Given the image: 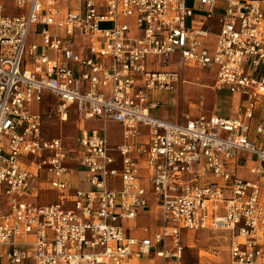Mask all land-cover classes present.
<instances>
[{
  "label": "built area",
  "instance_id": "built-area-1",
  "mask_svg": "<svg viewBox=\"0 0 264 264\" xmlns=\"http://www.w3.org/2000/svg\"><path fill=\"white\" fill-rule=\"evenodd\" d=\"M187 68L215 71L241 114L152 115ZM46 113L75 115L72 152ZM199 232L264 263V0H0V264H202Z\"/></svg>",
  "mask_w": 264,
  "mask_h": 264
},
{
  "label": "rangeland",
  "instance_id": "rangeland-1",
  "mask_svg": "<svg viewBox=\"0 0 264 264\" xmlns=\"http://www.w3.org/2000/svg\"><path fill=\"white\" fill-rule=\"evenodd\" d=\"M187 6L189 8H195L193 2H188ZM10 9L12 8L9 5L7 10ZM186 26L196 28L199 27L200 24L188 19L186 21ZM35 36L36 34L32 32L29 41H36L37 38ZM166 69L176 70L174 58L168 63ZM185 73L189 74L188 79H186L190 82V84H187L185 87L182 88L178 85L175 86L173 90L152 92L151 96L155 100L154 103H158L156 109L153 110L155 114L162 118L172 117L179 121L183 120L187 115H196L199 113V109H202L204 114L214 113L222 117H228L230 115L235 117L241 114L242 108L238 98L231 100V96L227 91H217L214 89L215 80L213 73L190 70L189 68L186 69ZM47 100L50 102L52 101L50 99ZM163 114L165 116H163ZM76 125L77 119L73 113L66 122H60L54 115L49 116L46 113L43 120V133L47 138L61 137L67 149L72 152L75 148ZM83 125L87 129L101 127V124L95 121H87ZM106 129L111 141L117 140L119 127L114 124H107ZM141 227H147L149 232L143 234L140 230ZM154 227L155 220L153 215L147 214L144 218L138 220L136 231L131 234L137 237H150ZM189 235H191V237L194 236H192V234ZM186 237L187 235L182 232L183 242L190 240ZM193 238L194 241L192 244L190 243L192 246L191 249H189V253L195 256L196 261L199 260L202 264H230L228 247L223 234L218 232L213 234L210 232H199L195 234Z\"/></svg>",
  "mask_w": 264,
  "mask_h": 264
},
{
  "label": "crops",
  "instance_id": "crops-1",
  "mask_svg": "<svg viewBox=\"0 0 264 264\" xmlns=\"http://www.w3.org/2000/svg\"><path fill=\"white\" fill-rule=\"evenodd\" d=\"M192 22H196V23H198V24H200L199 22H197V21H193V20H191ZM201 24H200V26L199 27H196V28H201ZM211 27V30H212V32L213 33H216V27L215 26H213V24H209L208 25V27ZM191 28H193V27H191ZM207 42L211 45V46H213V43H214V36L212 35V36H209L208 38H207ZM157 70H159V71H165V70H170V69H166L167 68V66H162V67H159L158 68V66H156L155 67ZM188 69V68H187ZM190 70H196L197 71V69H195V68H189ZM172 70H174V69H172ZM186 71V70H185ZM200 71V70H199ZM205 72H211V73H213L214 74V80H215V78H216V74H215V71H205ZM188 76H189V74H187V73H185V80H186V84L183 86V87H185L187 84H190V82H188L187 81V79H188ZM187 78V79H186ZM182 87V88H183ZM231 96V95H230ZM234 98H238V97H232L231 96V100L232 99H234ZM154 99H153V97L152 96H150V102H152V103H154ZM239 101V100H238ZM151 112V114L152 115H154V116H156L157 118H160V119H164V120H168V121H171V122H179V120H176V119H173L172 117H170V118H166V117H164V118H162V117H160V116H158L157 114H155L154 113V111H150ZM163 116H165L164 114H163ZM187 116H189V115H187ZM192 116H195V115H192ZM192 116H190V117H192ZM186 117V116H185ZM228 117H234V116H232V115H230V116H228ZM228 117H225V118H228ZM181 121V120H180ZM95 122H98V121H95ZM100 123V122H99ZM101 124V123H100ZM109 124H113V123H109ZM114 125H116V124H114ZM116 126H118V125H116ZM119 127V126H118ZM119 132H120V127H119ZM118 132V133H119ZM117 133V134H118ZM242 176H244V177H249V175L247 174V172H246V170H245V168L242 170ZM70 178V181H71V184L73 185V186H75L76 188H78V189H81V190H87V189H89V185L84 181L85 180V175H84V173L83 172H80L79 174H71V176L69 177Z\"/></svg>",
  "mask_w": 264,
  "mask_h": 264
},
{
  "label": "bare ground",
  "instance_id": "bare-ground-1",
  "mask_svg": "<svg viewBox=\"0 0 264 264\" xmlns=\"http://www.w3.org/2000/svg\"><path fill=\"white\" fill-rule=\"evenodd\" d=\"M195 247V246H194Z\"/></svg>",
  "mask_w": 264,
  "mask_h": 264
}]
</instances>
